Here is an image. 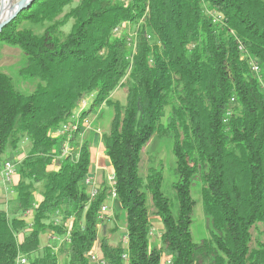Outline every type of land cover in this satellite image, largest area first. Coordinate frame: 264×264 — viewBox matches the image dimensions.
Returning <instances> with one entry per match:
<instances>
[{"label": "trees", "instance_id": "1", "mask_svg": "<svg viewBox=\"0 0 264 264\" xmlns=\"http://www.w3.org/2000/svg\"><path fill=\"white\" fill-rule=\"evenodd\" d=\"M213 13L223 20L214 23ZM0 45L18 47L21 78L37 81L24 92L0 70L1 164L30 141L13 162L15 197L0 209V264H61L59 254L94 264L95 243L109 264H160L164 255L170 264H264V243L253 245L264 225V90L247 61H257L264 80V0H34L3 28ZM118 87L123 104L111 97ZM104 105L113 117L102 142L126 215L127 243L118 245L110 242L117 228L100 218L110 188L92 199L85 185L91 141L83 122ZM75 113L77 128L57 136ZM163 136L173 138L175 207L162 170H140L145 147ZM194 180L210 222L201 243L192 233ZM154 215L159 238L150 234ZM68 233L59 253L42 245L43 235Z\"/></svg>", "mask_w": 264, "mask_h": 264}, {"label": "rangeland", "instance_id": "2", "mask_svg": "<svg viewBox=\"0 0 264 264\" xmlns=\"http://www.w3.org/2000/svg\"><path fill=\"white\" fill-rule=\"evenodd\" d=\"M79 0H75L77 3ZM71 24H68L65 30L70 28ZM135 28V27H133ZM25 65V56L18 47L9 45H0V70L7 73L17 85V87L24 92H31L35 87V80H24L21 78L19 71ZM125 93V89L122 88ZM94 125L101 130L102 133L109 129L110 122L113 117V110L104 105L98 112L93 113ZM84 129V126H83ZM30 148V141L24 139L20 144V151L15 155L13 161L21 160L26 154L27 149ZM6 160V159H4ZM175 156L173 154V138L171 136H163L162 138H153L149 144L145 147L143 153V161L141 164V173L146 175L149 168L160 169L163 172V182H162V192L168 196L173 202L174 207L176 206L175 201V189L174 184L178 181L179 177L176 173V162ZM0 163H2L0 161ZM17 177L14 181H17ZM201 182L199 180H194V185H192L191 192L194 200V209L192 218L194 220V225L192 227V233L194 241L201 243L210 238V222L209 218L205 215L203 210V201L200 192ZM5 193V191H3ZM3 193V194H4ZM11 197V195H7ZM7 198V199H8ZM151 203H149L150 205ZM9 206V201H7V207ZM110 207V206H109ZM0 209H6V204L0 203ZM113 217L109 218L106 216L105 224L109 230L117 228L115 233H111L110 242L113 245L124 244V232L126 228V215L125 212L119 208L112 212ZM153 223L160 226V219L158 216H153ZM154 226V225H153ZM258 229L253 230V245L257 246V242L264 243V225L259 223ZM161 231V230H160ZM43 244L55 245V252L59 253V243L53 240L50 234L43 235ZM56 242V243H55ZM154 244H159L160 241ZM42 253V251H41ZM169 257L164 255L161 258L160 264H167ZM59 261L61 264H69V257L64 254H59Z\"/></svg>", "mask_w": 264, "mask_h": 264}, {"label": "built area", "instance_id": "3", "mask_svg": "<svg viewBox=\"0 0 264 264\" xmlns=\"http://www.w3.org/2000/svg\"><path fill=\"white\" fill-rule=\"evenodd\" d=\"M213 22L214 23H220L223 20V16L222 14L219 13H213ZM123 27L125 28H129V24L127 22L124 23ZM120 31V27H116L114 29V32L118 33ZM137 34L134 30V28H130L129 30V37H128V41L130 46L132 47V52L135 53L136 52V47H137V40H136ZM148 38L151 39L152 35H148ZM240 50L244 52V49L242 46H240ZM242 58H246V55H243ZM248 65L250 67V69L256 73V75L258 76L260 82H261V86L264 90V80L263 77L261 75V66L257 65V61L250 57L248 58ZM92 94L89 96H86L82 102H81V106L83 102H88L89 98H92ZM234 101V99H232ZM76 115L77 113H75L71 119L63 124L57 131L56 135L57 136H64V134H69V129H71L74 125H75V119H76ZM91 124L92 122L89 120V118L86 119V124L84 126V129L82 131L81 136L88 130L91 128ZM64 149L63 152L64 154H66L69 151V144H64L63 145ZM17 175V171H16V165L13 162H6L4 164L0 165V184L5 188V190L10 193V195H13V193L15 192V186H14V179L15 176ZM115 184H116V173L115 171H112L111 173H109L108 177H107V186L110 188L111 194L110 196L112 198H117V193H116V189H115ZM85 185L88 188V193L90 195V197L93 199L95 198L101 191V189L103 188L102 185L99 184V182L97 181V179L95 178V176L93 174H89L88 177L85 180ZM34 211L33 210H28L24 213L23 217L25 218V220L27 221V223L29 224V226L33 225V220H34ZM111 217L112 213H111V208L109 207L108 203L105 202L100 209V218H105V217ZM59 218L57 219V223H59ZM151 236H155L157 235L158 238L161 235L160 232H157V230L155 229V227L153 226V229L151 230ZM53 240H55L56 242L60 244L62 243H70L71 242V238L69 236V233L64 236V237H58V236H52L51 237ZM124 242L127 243V238H124ZM90 260L92 263L94 264H109V262L106 260V258H104V256L101 253L100 247L98 243H95L92 251L90 252ZM123 258H127V255L124 254ZM21 264L26 263V259L25 258H21L20 259ZM171 262L169 261V259L167 260V264H170Z\"/></svg>", "mask_w": 264, "mask_h": 264}, {"label": "crops", "instance_id": "4", "mask_svg": "<svg viewBox=\"0 0 264 264\" xmlns=\"http://www.w3.org/2000/svg\"><path fill=\"white\" fill-rule=\"evenodd\" d=\"M111 97L113 99L119 100L123 104L126 101V92L124 93L122 88L118 87L116 90H114L112 92ZM89 120L92 122L91 128L88 129L82 135V137L88 138L91 141L90 173L95 176V178L97 179V181L99 182L100 185L107 186V177H108L109 173L114 171V169H113V166L111 164L110 159L108 158V156L105 153V147H104V144L102 142V134L103 133L97 127V125H94L95 122H94V118L92 117V115L89 116ZM0 165H1V163H0ZM16 176H18V175H16ZM18 179H19V177H17V181L15 180L14 186L18 182ZM3 191H5V193ZM15 194H16V191L13 193V195H11V197L8 198L7 195H10V193H8L5 190V188L0 184V203L6 204V209H7V201L12 200L15 197ZM36 199L38 201L41 200V196L39 194L36 195ZM106 202L108 203V205L111 208V213L116 211L119 208L122 209V206H121V204L117 198H112L109 195ZM113 216H114V214H112L111 217H113ZM153 225L157 231H160L163 229V225L161 222H160V226L155 225L154 223H153ZM42 238H43V236L41 237V242H42V245H44ZM155 242H156V240H155Z\"/></svg>", "mask_w": 264, "mask_h": 264}, {"label": "water", "instance_id": "5", "mask_svg": "<svg viewBox=\"0 0 264 264\" xmlns=\"http://www.w3.org/2000/svg\"><path fill=\"white\" fill-rule=\"evenodd\" d=\"M34 0H19L15 7L13 8L12 12L9 14V16L2 21H0V32L3 30V28L10 23L14 18L17 17V15L23 11L24 9L28 8Z\"/></svg>", "mask_w": 264, "mask_h": 264}, {"label": "bare ground", "instance_id": "6", "mask_svg": "<svg viewBox=\"0 0 264 264\" xmlns=\"http://www.w3.org/2000/svg\"><path fill=\"white\" fill-rule=\"evenodd\" d=\"M19 0H0V21L7 18ZM258 65V63H257ZM86 120L83 122L85 126ZM76 123L71 129H76ZM69 129V130H71ZM72 132V131H71ZM67 142V141H66Z\"/></svg>", "mask_w": 264, "mask_h": 264}]
</instances>
